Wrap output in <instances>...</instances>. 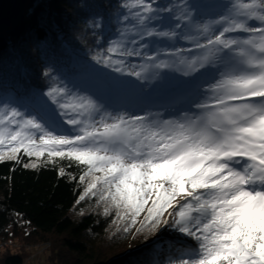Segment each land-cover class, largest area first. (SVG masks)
<instances>
[{
  "label": "snow or ice",
  "instance_id": "1",
  "mask_svg": "<svg viewBox=\"0 0 264 264\" xmlns=\"http://www.w3.org/2000/svg\"><path fill=\"white\" fill-rule=\"evenodd\" d=\"M122 7L127 23L97 63L120 73L125 60L114 55L143 56L150 63L140 71L128 66L138 79L147 67L201 73L193 83L198 111L164 120L150 111L113 114L92 96L53 88L47 96L58 114L40 99L35 114L0 105V162L19 163L21 149L73 158L88 166L85 191L98 189L133 225L151 200L137 233L163 224L195 242H178L168 264H264V0H125ZM179 40L199 52L184 55Z\"/></svg>",
  "mask_w": 264,
  "mask_h": 264
},
{
  "label": "trees",
  "instance_id": "2",
  "mask_svg": "<svg viewBox=\"0 0 264 264\" xmlns=\"http://www.w3.org/2000/svg\"><path fill=\"white\" fill-rule=\"evenodd\" d=\"M124 2L28 0L18 17L0 29V102L28 113L40 99L58 114V106L47 96L53 88L66 87L78 93L82 87L92 97L107 100V108L110 93L127 96L140 91L141 85L127 74L128 61L137 56L114 55V60H125V70L120 73L96 59L109 55L110 42L119 38L127 23L121 15L126 13ZM180 2L157 0L161 6ZM182 43L184 40H179L175 47L182 48ZM189 43L191 54L197 53L194 43ZM148 52L151 54V47ZM168 71L175 73L171 74L174 77L180 73L174 66L154 69V76L157 81L165 79ZM17 155L19 163L0 162L1 241L27 245L49 242V264L155 263L154 240L160 227L137 233L139 221L131 224L130 213L125 214L126 210L117 209L110 201H101L98 189L86 192L92 177L81 181L80 176L87 172V165L67 156L48 157L46 152L43 157H29L21 149ZM30 162L38 166L25 168ZM81 195L85 198L77 203ZM125 227L130 231L125 232ZM27 258L23 249L10 247L0 252V264H26Z\"/></svg>",
  "mask_w": 264,
  "mask_h": 264
},
{
  "label": "rangeland",
  "instance_id": "3",
  "mask_svg": "<svg viewBox=\"0 0 264 264\" xmlns=\"http://www.w3.org/2000/svg\"><path fill=\"white\" fill-rule=\"evenodd\" d=\"M189 42L191 41L184 40V43H182V49L185 50L184 52H189L188 50L192 48V45H190ZM195 52H199V50ZM147 63L150 62H148L144 58L135 57L131 58L128 61V66L136 65V70L140 71L141 69L139 66ZM175 67L176 70H180L179 74H176L174 77V75L171 74L175 73H171V71H168L164 76L165 79H160L159 81H157L156 77L154 76L155 68L152 67L145 68L142 71L141 78L139 79L136 76L132 75L135 81H137L141 85L140 91L133 92L132 94L128 92L126 94L127 96L116 95L113 92L110 93L108 95V97L110 98L108 108L106 105L107 100H98L104 103L107 110L113 112V114L117 112L128 111L135 115H146L147 112L150 111L153 114H159V119L161 120L180 119L183 117L185 112H187L189 115L193 112H197L198 109L195 108L194 104V102L197 100V95L193 90V83L197 81V78L201 73L185 76L183 73L184 71L188 70L186 66L177 65ZM128 69L131 70L129 67ZM207 87L208 84L205 83L203 85V88L207 89ZM81 88L82 87H79V92L74 94L91 96ZM93 99L96 98L93 97ZM200 99H203V97H201ZM4 103L6 102H0V105H3ZM28 113L35 114L34 111H30ZM172 113H174V115H172ZM177 199H179V197ZM150 205L151 200H149L148 205H145L146 209ZM168 211H171V209H169ZM145 214L146 210L144 212H141L140 216L137 217V222L142 220ZM165 215L167 216V213H165ZM164 226L165 225L163 224L160 226L154 240V245H156L157 249V257L154 264H168L169 256L175 254L173 247L167 242H164ZM132 230H134V226L132 227L131 231ZM174 234L172 236H174ZM175 236H181L182 238L188 239L192 244L195 243L190 238L183 236L179 232ZM12 244L13 245L11 247H13L14 250L17 249L16 247H14L15 245L21 246V248H25V246H28L25 243L19 242H12ZM2 250H0V252ZM49 254V251H39L38 249L31 248L30 252H27L28 258L26 259V264H49L48 262H46Z\"/></svg>",
  "mask_w": 264,
  "mask_h": 264
},
{
  "label": "water",
  "instance_id": "4",
  "mask_svg": "<svg viewBox=\"0 0 264 264\" xmlns=\"http://www.w3.org/2000/svg\"><path fill=\"white\" fill-rule=\"evenodd\" d=\"M28 0H0V29L7 27L21 13Z\"/></svg>",
  "mask_w": 264,
  "mask_h": 264
},
{
  "label": "bare ground",
  "instance_id": "5",
  "mask_svg": "<svg viewBox=\"0 0 264 264\" xmlns=\"http://www.w3.org/2000/svg\"><path fill=\"white\" fill-rule=\"evenodd\" d=\"M164 231H165L163 234L164 242H167L169 245H171L173 247V249L178 247L179 243L192 244L188 239L182 238L181 236H175L178 232L173 228H170V227L165 225ZM174 233H176V234H174ZM173 234H174V236H172Z\"/></svg>",
  "mask_w": 264,
  "mask_h": 264
},
{
  "label": "built area",
  "instance_id": "6",
  "mask_svg": "<svg viewBox=\"0 0 264 264\" xmlns=\"http://www.w3.org/2000/svg\"><path fill=\"white\" fill-rule=\"evenodd\" d=\"M12 242L9 241H1L0 240V250L5 248H10L12 246ZM17 249H24L25 252H30L31 248L38 249L39 251H49L51 248V244L49 242L39 243V244H31L28 246H25V248H21V246L15 245ZM13 248V247H11Z\"/></svg>",
  "mask_w": 264,
  "mask_h": 264
}]
</instances>
